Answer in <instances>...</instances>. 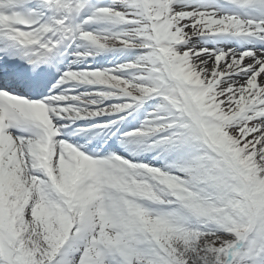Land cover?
<instances>
[{
    "label": "rangeland",
    "instance_id": "1",
    "mask_svg": "<svg viewBox=\"0 0 264 264\" xmlns=\"http://www.w3.org/2000/svg\"><path fill=\"white\" fill-rule=\"evenodd\" d=\"M151 3L158 9H152L155 11V16L163 17L168 6L163 7V11L162 3L158 5L159 0H151L148 7ZM147 10L149 11V8L146 9L141 5L136 12L139 14L134 18L105 19L104 28L100 27L96 30L99 35L95 43L98 49L96 51H108L111 50L109 47H118L121 44L123 46L131 43L137 46L152 45L153 39L164 40L163 33L168 26H171L168 32H173L171 37L173 42L169 41V43L173 46L167 47L166 52L172 49L174 53L179 54L173 57L172 72L177 80L188 84L191 94H188L187 89L183 87L187 93L186 98L184 92L180 93V88L169 85L170 75L167 67L163 75L160 69L154 72L156 68L153 66L159 64L158 58H160L155 53L148 50L133 51L132 47H128L131 50L125 51L130 54V57L120 67L123 77L115 78V82L123 90L134 95H143L153 90L168 92L169 100L180 99L177 104L185 107L184 114L188 119L189 117L197 119L196 109H200L202 124L211 138L209 140L205 138L207 143L211 149L221 151L225 161L228 162V164L221 163L212 158H209L211 162L205 160L203 162L200 155L206 154L207 151L203 147L199 134L191 131L184 132L179 122L181 120L178 118L179 111L167 101L166 103L160 101L151 107L153 113L158 114V124H152L151 127L140 126L131 132V137L135 136L134 140L144 144L139 145L141 147L139 154H148L149 157L158 158V160L161 156L166 158L175 152L180 158L188 155V163L181 166L187 172L180 171L178 167L180 163L176 159V163H173L175 167L173 174L163 178L168 192L177 200L172 201L175 205L173 208H155V211L161 215L157 219L155 232L158 256L163 264H227L229 253L244 240V244L237 248L234 255V264H264V150L259 140V126L264 122V100L257 97L251 98L245 104L238 101L230 105L231 96L229 93L222 94L221 89L225 87L224 85L231 84L230 80L241 79L242 72L232 74L229 72L230 74L222 78L212 76L213 72L200 75L193 65L196 56L204 53L211 54L214 58L217 53L206 44L207 41L190 40V37L194 36V34L191 35L193 30L203 33L224 29L236 30L239 31L237 34H241L244 32L241 30L242 25L232 17L217 14L204 21L197 19L196 27L190 28L188 17L177 19V16L171 15L167 23L159 20L155 26H151L153 36L149 39L148 33L143 32V37L141 33L142 30H147L148 26L134 24L138 22V19L147 23ZM134 26L135 29H132ZM103 31L108 35H104ZM90 37L94 38L95 34L93 33ZM223 55L224 53L221 56ZM168 59L172 58L168 56ZM151 70L153 72H150ZM260 72L261 69L258 70V73ZM91 73L94 74V72ZM109 94L112 93H107ZM98 101L99 108L90 112L100 114L111 109L122 108L121 106L109 107L103 104V99ZM208 106L210 108L204 110ZM170 115L172 119L164 123L162 117H170ZM171 123H174L173 129H162L163 136L156 132ZM155 125L160 126L155 128ZM161 137H166L168 140L163 141ZM207 156L209 157L210 154L207 153ZM191 162L194 163L190 164ZM201 162H203V168ZM237 175L243 181L245 188L240 184ZM17 188L18 186L11 190V194L18 195ZM7 196L8 201L14 202L9 194ZM16 212L17 215L16 213L12 215L11 210L5 205L2 214L5 234L0 231V264H19L20 262L32 264L28 261L23 245L16 241L20 231L17 217L21 213L18 210ZM73 215L70 209L63 206L62 210L55 214L56 219L50 224L49 229L45 230L54 242L55 256L75 230ZM13 220L17 222L12 223L11 231H8L6 228L10 227ZM169 220L174 224H168ZM180 223H184L182 225L185 227L188 225L186 247L182 246L180 239L174 234L183 230ZM45 260V257L40 256L36 258L35 264H44Z\"/></svg>",
    "mask_w": 264,
    "mask_h": 264
},
{
    "label": "bare ground",
    "instance_id": "2",
    "mask_svg": "<svg viewBox=\"0 0 264 264\" xmlns=\"http://www.w3.org/2000/svg\"><path fill=\"white\" fill-rule=\"evenodd\" d=\"M5 1L0 0V4H4ZM220 1L223 4H234V8L251 13L253 19L244 16L246 19L242 22L251 29L235 40L212 45L214 52L217 53L214 58L211 54H199L193 61V65L200 75L213 72L212 76L216 78L242 72L241 79L230 80L231 84L224 85L225 87L221 89L222 94L229 93L231 96L230 105L237 103L238 100L246 102L250 96L264 98V23L260 24L264 22V0ZM93 2L100 8L108 9L106 14H100L93 12L89 5L84 14L90 12L97 19L96 21L104 15H116L123 18L135 16L134 9L138 5L137 0H98V2L93 0ZM82 6L84 1L80 7ZM70 7H72L70 0H60L57 12L62 13ZM216 8L217 4L211 0H174L166 14L175 15L177 19L188 17V27H193L194 19L203 18L210 12H214ZM57 25V22L47 23L46 27L36 28L33 34L39 39L48 32H56L54 29ZM221 53L224 55L221 56ZM76 56L78 57H72L71 62L68 63L69 68L73 66L79 68L81 65L80 69H83L98 61L97 59L82 60L79 54ZM259 69H261L260 73H258ZM67 75L63 76L54 99L49 104H45L51 111L43 107L38 109L52 126L59 121L63 122V126L68 127V124L89 117L85 109L93 108L95 105L92 103L98 100L97 96L102 95L98 90L106 89L113 81L109 74L98 73L95 76L87 74V71ZM259 129V140L264 150V122L260 124ZM86 131L92 136L93 142L90 145L84 143V149L97 150L100 133ZM78 137L85 136L81 132ZM33 149L35 148L26 146L10 134L0 133V191L4 193V195L0 194V201L5 198L7 192L18 186L19 201L10 204L14 207V212L18 207L22 210L19 217L20 231L16 241L23 245L30 263L35 264L36 258L43 256L46 258L45 261H48L43 263L50 264L49 260H52L54 256L52 252L54 245L50 234L47 235L45 230L49 229L52 222L50 210L55 208L53 205L56 204L53 195L45 189L43 180L36 181L31 178L27 167L34 162L35 150L33 152ZM128 156L130 159L128 163L116 158L112 162L98 165H93L80 157L76 169L67 165L62 159L56 164L53 181L59 187V197L69 198L77 213L76 232L72 233L70 244L57 256L56 263L163 264L158 256V241L155 238L157 217L160 214H156L152 206L172 208L175 207L172 201L177 199L168 192L166 184L163 183L164 176L168 177L162 171L165 165L157 167L156 162L146 155L135 153ZM141 161H144L149 168L136 164ZM123 169L129 172L128 177L131 179L128 182L119 181ZM97 170L105 171L107 179L97 175ZM87 178H90V181H96L94 191H90V184L86 186ZM30 184H36V189ZM99 185H103V188L108 191L107 205L100 200V191L97 188ZM43 197H47L48 201L51 200L49 208L43 206L41 201ZM106 206L109 209L108 212L104 210ZM168 224L174 223L169 220ZM182 224L184 223H180V227L183 230L174 234L180 239L182 246L186 247L188 225L185 227ZM102 228L103 238L99 233ZM100 243L103 244L102 249L98 247Z\"/></svg>",
    "mask_w": 264,
    "mask_h": 264
}]
</instances>
